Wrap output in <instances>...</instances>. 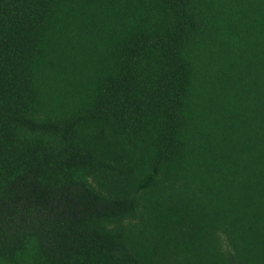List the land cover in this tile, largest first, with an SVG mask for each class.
Returning <instances> with one entry per match:
<instances>
[{
  "label": "trees",
  "instance_id": "16d2710c",
  "mask_svg": "<svg viewBox=\"0 0 264 264\" xmlns=\"http://www.w3.org/2000/svg\"><path fill=\"white\" fill-rule=\"evenodd\" d=\"M0 264H264V0H0Z\"/></svg>",
  "mask_w": 264,
  "mask_h": 264
}]
</instances>
